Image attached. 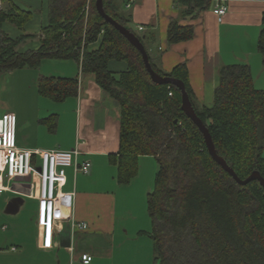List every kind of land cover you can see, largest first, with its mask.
Segmentation results:
<instances>
[{
    "label": "trees",
    "instance_id": "16d2710c",
    "mask_svg": "<svg viewBox=\"0 0 264 264\" xmlns=\"http://www.w3.org/2000/svg\"><path fill=\"white\" fill-rule=\"evenodd\" d=\"M3 2L5 0H2ZM48 24L37 50L19 53L31 39H12L2 25L22 28L29 14L0 11V79L44 60L79 62L83 74L115 100L120 112L119 148L110 157L117 183L128 185L137 175L140 156L155 159L154 186L147 195L154 264H264V188L257 181L245 186L209 156L202 134L181 110V96L172 85H156L140 53L98 14L95 0H47ZM184 18L194 19L214 0H178ZM104 13L133 33L115 0H102ZM256 49L264 65V15ZM192 26L171 21L167 43L193 38ZM98 44L96 49L89 46ZM148 55V52H147ZM149 58L152 70L184 84L196 116L206 126L217 154L239 180L258 172L264 179V87L255 89L248 65L222 66L210 107H196L184 64L165 74ZM123 62L114 73L110 62ZM77 79L41 77L38 94L54 103L76 97ZM41 123L55 130L53 117Z\"/></svg>",
    "mask_w": 264,
    "mask_h": 264
},
{
    "label": "crops",
    "instance_id": "0c3cea01",
    "mask_svg": "<svg viewBox=\"0 0 264 264\" xmlns=\"http://www.w3.org/2000/svg\"><path fill=\"white\" fill-rule=\"evenodd\" d=\"M115 1L118 13L128 20L127 26L145 39L148 56L160 71L168 74L185 65L196 107L211 106L222 66L248 65L255 89L264 87V65L256 49L263 28L264 0H221L226 14L220 23L212 12L214 1L194 19L183 17L185 8L178 0ZM10 10L29 14V20L20 29L4 22V33L12 39L32 37L19 45V53L37 50L48 24V1L0 0V11ZM171 21L192 26L193 38L169 45L166 37ZM108 68L121 73L127 66L112 61ZM41 77L77 79L76 97L62 103L41 97ZM9 99L13 106H6L5 113L16 116L19 148L70 151L78 147L80 161L88 160L90 169L88 174L66 170L62 192L75 194L72 219L56 225L51 249L42 247L38 204L29 196L27 182L18 181L12 190L0 195V264H82L84 254L92 257L90 264H154L146 198L153 190L157 165L153 157L140 156L136 177L125 186L117 183L116 166L110 164V157L119 148L117 102L73 60H44L37 69L4 75L0 101ZM49 117L55 124L52 132L48 124L41 123ZM72 222L84 223L87 228L78 230Z\"/></svg>",
    "mask_w": 264,
    "mask_h": 264
},
{
    "label": "built area",
    "instance_id": "2783aa9c",
    "mask_svg": "<svg viewBox=\"0 0 264 264\" xmlns=\"http://www.w3.org/2000/svg\"><path fill=\"white\" fill-rule=\"evenodd\" d=\"M212 9L218 22H222L226 8L221 0H214ZM129 5H127V8ZM139 27L138 30L142 31ZM17 119L12 113L0 117V195L12 190L18 181H26L29 196L35 197L38 204L37 225L41 231L42 247L51 249L56 225L71 221L74 193H63L66 184V170L74 174H88L90 162L80 161L78 147L70 151L21 149L16 143ZM73 227L85 230L86 224ZM92 257L81 256L82 264H90Z\"/></svg>",
    "mask_w": 264,
    "mask_h": 264
},
{
    "label": "water",
    "instance_id": "95a60500",
    "mask_svg": "<svg viewBox=\"0 0 264 264\" xmlns=\"http://www.w3.org/2000/svg\"><path fill=\"white\" fill-rule=\"evenodd\" d=\"M95 8L100 14V16L105 20L106 23L113 26L141 55L144 67L149 74L151 81L156 85H172L180 93L181 96V110L184 115L191 120V122L198 128L199 132L202 134L204 143L207 149V152L211 159L220 166L225 172H227L233 180L242 186L247 185L250 182L257 181L259 185L264 188V179L260 176L258 172H253L247 179L239 180L233 170L226 164V162L221 158L214 147L212 138L206 128V126L201 122V120L196 116L195 111L191 105L190 99L185 91L184 84L181 81L169 78L162 77L156 74L149 63V58L147 52L145 51L143 45L140 43L139 39L131 33L127 28L121 26L112 18L107 16L103 11V2L102 0H95Z\"/></svg>",
    "mask_w": 264,
    "mask_h": 264
},
{
    "label": "rangeland",
    "instance_id": "374dc122",
    "mask_svg": "<svg viewBox=\"0 0 264 264\" xmlns=\"http://www.w3.org/2000/svg\"><path fill=\"white\" fill-rule=\"evenodd\" d=\"M132 31L134 33H136L134 30H132ZM6 106H10V107L13 106V103H12V101L10 99L9 100H6L4 103L0 101V116H2L3 113L5 114V112H8L7 109L5 108Z\"/></svg>",
    "mask_w": 264,
    "mask_h": 264
}]
</instances>
